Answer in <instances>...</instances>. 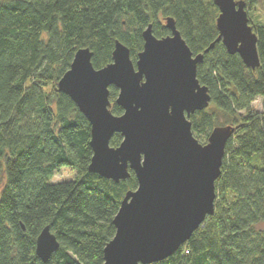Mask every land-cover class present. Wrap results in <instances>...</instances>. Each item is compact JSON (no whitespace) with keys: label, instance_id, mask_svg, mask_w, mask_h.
<instances>
[{"label":"trees","instance_id":"16d2710c","mask_svg":"<svg viewBox=\"0 0 264 264\" xmlns=\"http://www.w3.org/2000/svg\"><path fill=\"white\" fill-rule=\"evenodd\" d=\"M241 1L249 15L260 0ZM219 15L213 0H0V264H104L114 219L138 188L132 171L115 183L88 170L91 125L58 91L77 51L89 49L100 70L113 62L120 42L135 64L144 31L152 25L154 36L165 38L166 19H173L197 56L218 39ZM250 26L259 67H247L220 42L197 70L211 103L190 116L194 137L208 140L216 127L236 128L216 181L215 213L157 264H264V24L250 20ZM118 94L110 88L115 116L123 114ZM122 142L115 134L110 146ZM63 168L75 178L52 183ZM47 227L60 247L44 263L36 245Z\"/></svg>","mask_w":264,"mask_h":264},{"label":"water","instance_id":"95a60500","mask_svg":"<svg viewBox=\"0 0 264 264\" xmlns=\"http://www.w3.org/2000/svg\"><path fill=\"white\" fill-rule=\"evenodd\" d=\"M213 1L220 11L219 37L204 54L194 56L174 20L166 19L171 35L158 39L150 25L135 64L120 42L113 62L100 70L92 64L93 53L81 49L58 83V91L91 125L89 172L120 183L132 171L138 181L114 219L116 234L104 250V264L163 262L215 213L216 181L236 128H214L205 145L194 137L190 116L211 103L209 90L197 79L198 65L220 42L247 67L256 69L260 62L246 3ZM111 87L119 92L121 116L112 113ZM115 134L123 137L118 148L110 146ZM59 247L47 227L37 239L36 254L47 263Z\"/></svg>","mask_w":264,"mask_h":264},{"label":"rangeland","instance_id":"374dc122","mask_svg":"<svg viewBox=\"0 0 264 264\" xmlns=\"http://www.w3.org/2000/svg\"><path fill=\"white\" fill-rule=\"evenodd\" d=\"M249 18L254 24H264V0H260L259 3L252 7L249 11ZM253 108L256 111H261L262 109V98L257 99L254 104ZM202 145L208 143L207 139H200L199 140ZM75 178V172L70 168H63L62 170L58 171L54 178L52 179V183H61L65 181H70Z\"/></svg>","mask_w":264,"mask_h":264}]
</instances>
